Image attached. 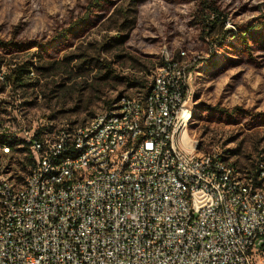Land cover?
Returning <instances> with one entry per match:
<instances>
[{
  "label": "built area",
  "instance_id": "1",
  "mask_svg": "<svg viewBox=\"0 0 264 264\" xmlns=\"http://www.w3.org/2000/svg\"><path fill=\"white\" fill-rule=\"evenodd\" d=\"M175 59L164 58L147 93L153 101H138L135 112L95 131L62 129L41 134V126L25 131L23 140L50 151L60 159L50 185H65L66 194L43 200L37 196L47 161L23 180L33 181L36 195L18 197L0 191V264H264V177L262 195L240 187L242 173L216 179L215 156L209 162L194 159L198 147L179 135L181 118L189 103H182L181 76L168 75ZM191 91V89H190ZM128 99H133L128 96ZM132 142L130 165L122 156L107 154V147ZM61 144V151H53ZM5 153H9L6 147ZM82 166L77 178L67 171ZM101 166V176L83 179V171ZM117 167L116 178L105 169ZM182 167V177H174ZM128 168L136 176H128ZM80 187L69 189V181ZM216 184H226L231 206L222 205ZM194 195V202H187Z\"/></svg>",
  "mask_w": 264,
  "mask_h": 264
},
{
  "label": "rangeland",
  "instance_id": "2",
  "mask_svg": "<svg viewBox=\"0 0 264 264\" xmlns=\"http://www.w3.org/2000/svg\"><path fill=\"white\" fill-rule=\"evenodd\" d=\"M89 1L0 0V39L23 48L0 53V139L9 136L17 145L5 153L0 144V181L22 183L28 169L25 131L35 125L51 135L75 129L106 112L108 101L143 97L163 53L186 62L194 74L189 102L194 115L201 105L244 113L230 122L201 115L202 110L193 115L189 131L198 155L217 152L246 179L257 166L264 168V123L255 125L249 117H264V0H214L222 16L212 17V30L202 26L205 17L194 0H109L88 29L50 48V62L59 63V70L43 78L31 69V76L40 77L35 91L15 94L5 86L15 64L49 61L40 47L70 29ZM256 28L258 34L251 32ZM134 80L145 88H130ZM57 85L62 88L54 93Z\"/></svg>",
  "mask_w": 264,
  "mask_h": 264
},
{
  "label": "bare ground",
  "instance_id": "3",
  "mask_svg": "<svg viewBox=\"0 0 264 264\" xmlns=\"http://www.w3.org/2000/svg\"><path fill=\"white\" fill-rule=\"evenodd\" d=\"M180 54L182 59L186 57V52H182ZM163 56L164 58L171 57L168 53H163ZM190 64L193 65V63ZM190 73H188V65H186V62L175 60L174 63H172V67H168V75L181 76V88H183L182 103H189L191 100L190 80L194 79H191V76L194 74L191 75ZM152 80H156V73H153ZM138 101H142V104H149L153 101V93H147V95L143 97H136L133 99H128L127 96L121 97L111 107V111L114 112L113 121L122 120L125 111L135 112L138 106ZM108 115H110V109L100 115H97L86 125L75 128L74 131H95L97 127L98 129H105V124H112V116ZM193 115L194 108L188 106L187 111L184 112V115L181 118L179 135L181 136L182 141L194 142L195 146L198 147V142L191 138L189 131V126ZM24 141L26 142V146H28V160H33L36 156L38 162L47 161V168H45L42 174V187H37V196H43V200H50L56 198L59 195L66 194L65 185H50L51 178L58 174L60 168V159L49 160L50 151H44V146H37L35 148L34 145L30 143V140ZM6 148L10 150L8 147ZM128 150H132V142H123L121 144H115L112 147H107V154L122 156V165H130L132 163V155H127ZM53 151H61V144H53ZM194 159H200V162H209V155L200 157L197 152H194ZM215 164L218 167L216 168V179H223L224 175L226 177H233V169H231V167L234 169L236 168L224 161L220 155L215 156ZM27 165V172H35V162H28ZM77 173H82V166H75V170L67 171V178H77ZM100 176L101 166H94L93 168L83 171V179H96ZM105 176H109V178H116L117 167L105 169ZM128 176H136V169L128 168ZM174 177H182V167H174ZM259 177H264V170L260 172ZM1 183L5 184V193H7L8 196H16V188L18 187L16 182L13 180L2 179L0 181V189ZM251 186L252 182L248 181V179L245 177L240 179V187ZM79 187L80 180L69 181V189H77ZM28 192L29 195H36V188H33V181L23 180L22 183L19 184L18 197H25ZM215 192L222 195L223 206H231V197L229 194H227L226 184H216ZM262 192L263 185L261 187L254 185V195H262ZM187 202H194V195H187ZM2 206H4V197L0 191V209H2ZM2 228L3 221H0V229Z\"/></svg>",
  "mask_w": 264,
  "mask_h": 264
},
{
  "label": "trees",
  "instance_id": "4",
  "mask_svg": "<svg viewBox=\"0 0 264 264\" xmlns=\"http://www.w3.org/2000/svg\"><path fill=\"white\" fill-rule=\"evenodd\" d=\"M196 3H198V7H199V12H200V16L201 17H205L203 19L202 22V26L206 29V30H212L213 26L216 23V19H212V17L214 15H217V18L222 16V13L220 11V9L218 8V6H216L214 4V0H194ZM111 5V2L109 0H90L88 5L84 8L85 12L82 15V17H79L77 19V21H75L70 29L65 30L64 32L58 34V36H56L54 38V43L51 42L50 44H48L46 47H40V48H45L44 49V53L46 54V56H50L51 53L49 54L50 48L53 47V44H55L56 42H58L59 44L62 42H68L69 41V37L73 34H77L78 32L81 33L83 30L88 29L92 23L95 17L99 16V14H103L105 11H107V8H109ZM211 25H213L211 27ZM258 28L251 30V32H254L255 34H258ZM264 46V45H262ZM13 50H15V52L18 51H22L23 48L20 47V45H17L14 42H6L2 39H0V53H5V54H10L12 52H14ZM49 61L43 62L42 61V66H38V64H35L34 62H27V63H23V64H15L14 68L11 69L8 73V75H6L5 79H6V84L5 86H11V91L12 92H18L21 91L22 94H26L28 92V90L31 91H35L38 87H39V83H40V77L39 75H42V77L44 78L45 74L51 73L54 70H59L57 68L58 65H60L59 63H56L54 61L50 62V60H53L51 57H48ZM205 62V61H204ZM162 66V63L161 65ZM36 68V70L38 71L39 75H36V77L31 76V69ZM50 75V74H49ZM130 88H145L144 83L143 82H139L134 80V83H131L129 85ZM62 88V85H57L56 86V91H53L54 93L59 92V89ZM149 90V89H148ZM147 90V92H148ZM53 93V94H54ZM147 95V93H146ZM145 96V95H144ZM114 103L111 101H108L105 103L106 105V110L111 109L112 105ZM200 110L203 111V113H201V115L203 114H208L210 116H212L213 118H217L219 121H224V122H230V120L236 119L239 116H242L244 113H240V110H235V111H228V110H224V109H220V108H216V109H212L211 107H206L205 105H201V108H199L196 112L194 117L197 118L200 115ZM201 111V112H202ZM96 115L92 116V119L95 117ZM249 117L253 120L255 123V125L260 124V123H264V117H252L249 115ZM85 125V124H84ZM83 126V125H81ZM73 128V127H72ZM62 129H68L70 130V127L67 128H62ZM61 129V130H62ZM41 132L42 134H51L50 130L47 129V127H43L41 128ZM0 144L2 146L8 147L11 150H14V147H16V142H12L10 137H4V139H0ZM22 145L24 147L23 151H26L28 153V146H26V142L22 140ZM29 159V157H28ZM262 166V165H261ZM234 167V166H233ZM236 168V167H235ZM264 170L263 168L259 166H257L255 168V172L251 173V176L248 177V181H251L254 183L255 186L261 187L262 184V180L258 179V177L260 176V172ZM260 185V186H259Z\"/></svg>",
  "mask_w": 264,
  "mask_h": 264
}]
</instances>
